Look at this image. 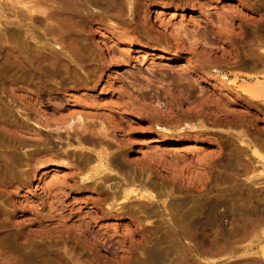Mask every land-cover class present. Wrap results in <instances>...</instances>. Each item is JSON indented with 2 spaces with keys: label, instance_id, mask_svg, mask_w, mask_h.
I'll list each match as a JSON object with an SVG mask.
<instances>
[{
  "label": "rangeland",
  "instance_id": "rangeland-1",
  "mask_svg": "<svg viewBox=\"0 0 264 264\" xmlns=\"http://www.w3.org/2000/svg\"><path fill=\"white\" fill-rule=\"evenodd\" d=\"M256 81L264 0H0V264H264Z\"/></svg>",
  "mask_w": 264,
  "mask_h": 264
},
{
  "label": "bare ground",
  "instance_id": "bare-ground-1",
  "mask_svg": "<svg viewBox=\"0 0 264 264\" xmlns=\"http://www.w3.org/2000/svg\"><path fill=\"white\" fill-rule=\"evenodd\" d=\"M109 50V49H108ZM140 52V51H139ZM108 53V52H107ZM112 53V52H111ZM109 55V54H108ZM110 56H112L111 54H110ZM263 80V79H262ZM259 82V81H258ZM257 81H256V84L255 85H252L253 87H251V92H253L254 94H255V96H258V95H263L264 94V86H262L261 84H259ZM262 83V82H261ZM250 87V86H249ZM219 110V109H218ZM79 141V140H78ZM245 143V142H244ZM104 167H106V166H104ZM57 170L58 169H52V170H50V171H46V172H43L42 173V177H44V175L46 174V173H48V172H51V171H53L52 173H56L57 172ZM106 170V169H105ZM132 190H134V189H132ZM136 191V190H135ZM145 193V192H144ZM115 195H117L116 193H114ZM150 197H151V195H149ZM148 196V197H149ZM149 197V198H150Z\"/></svg>",
  "mask_w": 264,
  "mask_h": 264
}]
</instances>
